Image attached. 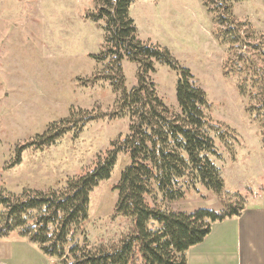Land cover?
Wrapping results in <instances>:
<instances>
[{
    "label": "rangeland",
    "instance_id": "1",
    "mask_svg": "<svg viewBox=\"0 0 264 264\" xmlns=\"http://www.w3.org/2000/svg\"><path fill=\"white\" fill-rule=\"evenodd\" d=\"M98 11V0H0V197L62 189L130 133L120 103L123 88L138 85L139 65L106 54V20L91 18ZM130 16L140 40L190 71L212 104L210 117L223 127L214 135L223 194L199 185L200 192L189 190L186 200L166 206L218 210L264 202V140L248 111L264 107V0H135ZM154 66L148 77L177 112L180 71L160 61ZM127 163L121 153L111 178L91 195L84 229L93 250L129 232L130 221L115 213L114 190ZM30 247L38 250L26 242L23 256L36 264Z\"/></svg>",
    "mask_w": 264,
    "mask_h": 264
},
{
    "label": "trees",
    "instance_id": "2",
    "mask_svg": "<svg viewBox=\"0 0 264 264\" xmlns=\"http://www.w3.org/2000/svg\"><path fill=\"white\" fill-rule=\"evenodd\" d=\"M134 1L98 0L99 11L91 17L94 22L106 20L110 46L103 53L113 54L118 63L127 58L139 65L138 85L129 92L119 86L123 88L120 110L130 119V133L93 169L68 180L62 189L0 197V238L25 237L58 264H187L190 248L203 242L215 223L239 217L245 208L242 204L189 211L166 206L186 200L189 190L200 192L199 185L217 197L223 194L225 180L214 161L221 156L214 135L222 133L223 127L210 117L212 104L190 71L178 67L167 50L138 38L130 16ZM154 61L180 71L177 112L166 106L148 77L155 72ZM122 81L121 77L120 85ZM241 93L246 94L243 89ZM248 111L259 120L264 140V107ZM121 153L128 156V163L114 186L115 213L130 221V229L114 244L93 250L84 229L90 220L91 195L111 178Z\"/></svg>",
    "mask_w": 264,
    "mask_h": 264
},
{
    "label": "crops",
    "instance_id": "3",
    "mask_svg": "<svg viewBox=\"0 0 264 264\" xmlns=\"http://www.w3.org/2000/svg\"><path fill=\"white\" fill-rule=\"evenodd\" d=\"M26 242L18 234L0 238V264H27ZM37 249L30 247L37 251L36 264L55 263ZM187 264H264V202H247L239 217L215 223L204 241L190 248Z\"/></svg>",
    "mask_w": 264,
    "mask_h": 264
}]
</instances>
